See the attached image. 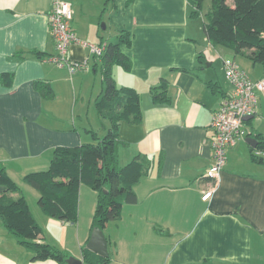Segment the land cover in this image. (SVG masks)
Returning a JSON list of instances; mask_svg holds the SVG:
<instances>
[{
	"label": "crops",
	"instance_id": "crops-1",
	"mask_svg": "<svg viewBox=\"0 0 264 264\" xmlns=\"http://www.w3.org/2000/svg\"><path fill=\"white\" fill-rule=\"evenodd\" d=\"M66 1L74 11L73 31L82 43L100 45L103 40L108 46L117 42L120 31L132 32V45L123 47L132 70L119 67L122 73L113 76L118 87L139 92L143 121L121 125L118 160L121 166L137 156L155 160L154 170L135 186L137 203L125 205L121 219L104 232L112 255L108 264H264V164L252 158L264 161L254 156L259 146L247 144L249 136L239 141L228 150L216 182L208 177L215 164L213 115L225 97L212 93L207 84L218 83L227 95L232 86L216 68L202 25L190 17L189 1ZM52 8L53 0H0V168L4 166L22 189L43 229L42 238L85 264L82 249L92 234L98 194L81 185L79 220L69 225L45 215L39 193L23 182L25 175L49 168L57 147L93 144L109 128L95 105L105 83L102 75L98 79L89 47L70 48L72 62L88 63L74 74L48 61L58 54L48 21ZM197 45L204 49L197 52ZM32 51L44 58H18ZM201 53L206 60L200 65ZM221 53L229 54L225 49ZM246 59L241 64L247 69L234 60L252 80L262 79L264 67ZM6 73L12 85L3 82ZM163 79L169 81L171 102L155 105L150 88ZM36 81L48 82L55 98L43 99ZM252 119L256 132L264 135V97ZM246 126L250 132L251 125ZM161 154L164 162L158 171ZM212 188L214 193L203 201ZM157 227L170 235L158 233ZM0 264L59 263L33 261L0 220Z\"/></svg>",
	"mask_w": 264,
	"mask_h": 264
},
{
	"label": "trees",
	"instance_id": "trees-1",
	"mask_svg": "<svg viewBox=\"0 0 264 264\" xmlns=\"http://www.w3.org/2000/svg\"><path fill=\"white\" fill-rule=\"evenodd\" d=\"M188 1L192 6L190 17L199 19L203 16V31L213 48L225 49L234 59L246 57L254 66L264 67V0H211V8L205 15L202 10L206 0ZM132 39V32L120 31L117 42L108 43L105 53L99 58L94 57L95 72L101 73L105 83V90L97 97L95 105L99 116L109 123L106 135L103 138L96 137L95 144L57 147L47 170L29 173L23 179L26 185L39 193L38 203L43 213L69 225H75L79 220L81 185H87L95 191L98 202L91 232L95 229L105 232L109 224L121 219L125 205L137 203L135 186L155 166V160L147 156H137L124 166L119 165L118 160L119 145L123 143L120 138L121 125H140L143 121L139 92L131 87H118L113 76L115 66L126 72L132 70V62L123 51V47L132 45ZM28 54L44 58L37 51L21 53L18 58L26 59ZM205 60L204 53H201L198 63L201 65ZM2 77L3 82L12 85L10 74H3ZM207 86L214 94L228 96L218 83L209 82ZM35 88L43 99L55 98V92L48 82L36 81ZM150 95L155 105L170 104L169 81L163 79L158 85L151 87ZM252 121L253 119L246 122L251 125L248 136L257 138L259 148L264 149V135L256 132ZM252 158L255 162L264 164L263 160ZM157 161V170L161 171L164 154ZM209 179L215 181L213 178ZM12 194L20 196L15 198ZM0 220L7 231L33 255V261L52 260L68 264L70 254L42 238L43 229L33 216L22 189L10 178L4 166L0 168ZM156 231L170 235L160 227ZM111 256L105 259L86 247L82 249L85 264H108L112 260Z\"/></svg>",
	"mask_w": 264,
	"mask_h": 264
},
{
	"label": "built area",
	"instance_id": "built-area-1",
	"mask_svg": "<svg viewBox=\"0 0 264 264\" xmlns=\"http://www.w3.org/2000/svg\"><path fill=\"white\" fill-rule=\"evenodd\" d=\"M73 19L74 11L69 2L53 0L48 21L52 38L57 44L58 54L50 57L48 61L61 68L67 67L72 74L83 70L88 64L87 61L76 63L70 60L69 51L72 45L82 44L89 47L91 54L96 58L101 57L107 49L106 43L92 45L78 40L72 28ZM223 65L232 92L224 98L222 107L213 115L212 148L215 164L208 172V177L213 179H216L226 165L228 150L248 137L246 118L256 114L259 98L264 97V77L260 80H252L234 59H225ZM254 156L257 159H264V149H256ZM213 193L214 188L206 191L202 200H208Z\"/></svg>",
	"mask_w": 264,
	"mask_h": 264
},
{
	"label": "water",
	"instance_id": "water-1",
	"mask_svg": "<svg viewBox=\"0 0 264 264\" xmlns=\"http://www.w3.org/2000/svg\"><path fill=\"white\" fill-rule=\"evenodd\" d=\"M104 28V26H103ZM197 48V52H200L204 49V47H200L199 45L196 46ZM253 118V116L247 117L246 121H249ZM246 143L249 144L250 146H252L253 148H257L259 146V141L257 139H255L252 136H249L246 139ZM264 143V142H263ZM87 249H89L90 251L96 253L97 255H99L102 258H109V249H108V240L104 234L103 231L99 230V229H95L93 230L90 240L87 244ZM68 264H83V262L81 260H77L73 257H70L68 259Z\"/></svg>",
	"mask_w": 264,
	"mask_h": 264
},
{
	"label": "rangeland",
	"instance_id": "rangeland-1",
	"mask_svg": "<svg viewBox=\"0 0 264 264\" xmlns=\"http://www.w3.org/2000/svg\"><path fill=\"white\" fill-rule=\"evenodd\" d=\"M229 3L232 4V1H229ZM211 5H212L211 0H206L205 1L204 5H203V10H202V14L203 15H205L209 11V9L211 8ZM195 21H198L202 25V28H203V22H204L203 16H201L199 19H195ZM101 29H103V26L102 25H101ZM111 39H113V36L111 37ZM221 50H222L221 48L215 49L213 47H210L209 53H211V55L214 56V60L217 63L216 68L217 69L220 68V71H221V73H222V75H223V77L225 79V82L228 85H230V82L226 78L225 70H224V65H223V61L225 59H228L230 57V54H227V53L226 54H223V53H221ZM237 61H238V63H240V65L243 68H246L244 65L241 64V62H243V61H246L247 62V59L245 57L239 56V57H237ZM120 73H122V70L119 68V66L118 67H115L114 68V76L115 77H119L120 76ZM97 75H98V79H100L101 78V73L99 72ZM107 126H108V124H107ZM103 137H101V138H103ZM93 143H97V140H96V142L94 141Z\"/></svg>",
	"mask_w": 264,
	"mask_h": 264
},
{
	"label": "clouds",
	"instance_id": "clouds-1",
	"mask_svg": "<svg viewBox=\"0 0 264 264\" xmlns=\"http://www.w3.org/2000/svg\"><path fill=\"white\" fill-rule=\"evenodd\" d=\"M254 117V116H253Z\"/></svg>",
	"mask_w": 264,
	"mask_h": 264
}]
</instances>
